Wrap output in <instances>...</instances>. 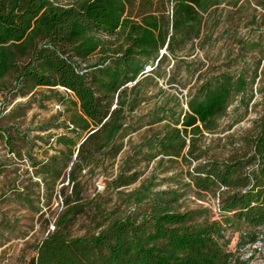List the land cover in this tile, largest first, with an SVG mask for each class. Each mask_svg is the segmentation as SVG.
Segmentation results:
<instances>
[{
  "label": "trees",
  "instance_id": "1",
  "mask_svg": "<svg viewBox=\"0 0 264 264\" xmlns=\"http://www.w3.org/2000/svg\"><path fill=\"white\" fill-rule=\"evenodd\" d=\"M239 1L0 0V91L12 97L30 95V101L37 89L47 88L67 111V122L55 126L64 132L46 136L31 137L28 131L35 129L22 131L0 120V139L8 152L26 157L42 183L43 198L50 201L58 184L64 193L66 181L72 188L61 202L64 209L56 215L53 229L33 247L35 255L28 264L253 263L256 251L243 257L241 250L264 244L262 42L242 46L244 53L263 49L251 75H202V82L186 96L169 92L189 84L192 64L185 57L195 52V43L203 45L205 32L215 27L207 23L219 22L216 11L234 9ZM246 5L264 13V0H243ZM169 58L173 64L166 70ZM182 62L187 65L184 82L175 74ZM258 78L261 84L254 93ZM58 88L64 94H57ZM256 93L260 112L252 131L236 142L231 157H209L200 149L203 133L217 129L235 97L252 101ZM143 127L147 135L131 146L115 172L124 140ZM16 141L26 147L24 154ZM37 141L59 148L38 159L33 153ZM156 158L160 173L167 170L163 162L180 159L187 164L185 188L192 187L200 197L212 196L215 202L180 210L183 187L154 192L155 178L149 177L148 184L125 194L133 211L93 233L71 235L85 206L80 194L86 176H104L106 188L120 193L117 189L141 175V162ZM18 193L20 201L34 207L25 189ZM35 207L39 213L40 207ZM11 227L8 220L5 229Z\"/></svg>",
  "mask_w": 264,
  "mask_h": 264
},
{
  "label": "rangeland",
  "instance_id": "2",
  "mask_svg": "<svg viewBox=\"0 0 264 264\" xmlns=\"http://www.w3.org/2000/svg\"><path fill=\"white\" fill-rule=\"evenodd\" d=\"M65 3L69 0H58ZM219 22H208V28L204 35L207 36L204 44L195 43V52L190 57H185L186 62H190L192 76L188 78L189 84L185 88H173L170 93L181 92L186 96L188 90L192 91L207 77L218 75L221 72H230L238 75L241 72L247 76L252 74L258 61L261 60V52L264 49V13L255 6L243 7V0L239 1L234 9L222 11L219 8L216 11ZM252 16H255L256 22H251ZM203 41V40H202ZM244 42L255 43L262 42L263 49L257 48L254 52L244 53L242 46ZM203 46V47H202ZM202 47V48H201ZM264 60L261 61L263 63ZM173 61L169 58V63L165 69L169 70ZM201 64H203L201 66ZM187 69L185 62L178 63L176 70V79L184 82V70ZM183 78V79H182ZM162 85V81H159ZM260 78L253 85V90L259 88ZM165 89L168 86L163 84ZM57 94H64L60 88L56 89ZM46 95L48 98H42ZM181 96V95H179ZM27 97H12L0 91V120L3 125L13 124L19 126L22 131H28L31 137L36 135L46 136L48 134H60L64 132L62 127L67 122V111L65 106L53 97V93L47 88L37 89L34 100ZM41 98V99H40ZM39 101H38V100ZM260 99L259 94H255L252 101L248 98L242 99L237 96L233 99L226 114L218 121V127L213 133L204 132L200 142V149L207 151L209 157L218 159H227L233 155L235 148L238 147L237 141L241 137L248 135L254 126V121L258 118L260 106L255 105ZM186 100L185 97L183 101ZM248 104V108H246ZM147 109V105L143 106ZM53 124V127L46 131L38 132L36 127L41 125ZM153 126L152 128H155ZM147 127H143L129 135L125 140V147L118 156L115 164V172L118 165L125 159L131 146L138 144L144 137ZM24 154L25 146L20 141H16ZM33 149L34 155L38 159H43L48 155L54 154L55 149L59 148L54 144L46 146L37 141ZM159 158L147 163L141 162L138 171L141 175L131 185L117 189L120 193L114 192L111 188H106V177L98 175L95 177L86 176L82 180V199L80 203L85 206L71 228L72 236H83L96 231L98 226H106L112 219L123 217L128 212L133 211L134 205H130L129 194L137 190L141 185L148 184V178L152 179L154 192L174 189L178 186L180 192L184 194L179 200L180 210L185 208H195L213 204L215 201L208 195L200 197L192 187L185 188L188 183L186 171L188 165L180 159L174 162H163L165 172L160 173L162 169L157 165ZM196 162H191L192 168ZM155 170V171H154ZM154 171V173H153ZM40 185V187L37 186ZM66 189L60 193L61 184H58L50 201L43 198V188L41 181L34 176L26 157L17 158L13 153L8 152L4 142L0 139V264H28L29 260L35 255L33 247L48 231L53 229V222L56 215L63 210L62 200L72 194L71 185L64 182ZM25 189L26 195L30 196L34 207L23 203L18 199V192ZM39 195V203L37 202ZM35 206L40 207V212L36 213ZM12 224L11 230H6L7 221ZM99 227V228H100Z\"/></svg>",
  "mask_w": 264,
  "mask_h": 264
},
{
  "label": "built area",
  "instance_id": "3",
  "mask_svg": "<svg viewBox=\"0 0 264 264\" xmlns=\"http://www.w3.org/2000/svg\"><path fill=\"white\" fill-rule=\"evenodd\" d=\"M254 251H256L257 254H260L261 257L255 253V256L258 258L254 257L252 264H264V244L262 242H257L253 245H247L241 250V252L244 254L243 257L252 256Z\"/></svg>",
  "mask_w": 264,
  "mask_h": 264
}]
</instances>
